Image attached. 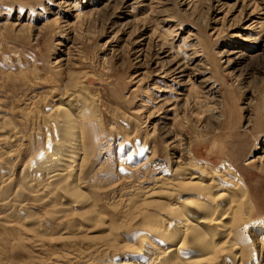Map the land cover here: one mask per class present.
<instances>
[{
  "label": "rangeland",
  "instance_id": "374dc122",
  "mask_svg": "<svg viewBox=\"0 0 264 264\" xmlns=\"http://www.w3.org/2000/svg\"><path fill=\"white\" fill-rule=\"evenodd\" d=\"M61 111L78 133L65 183L40 162ZM201 185L234 225L207 228L200 264H264V0H0V264L203 259L192 239L137 255L167 207L195 223Z\"/></svg>",
  "mask_w": 264,
  "mask_h": 264
},
{
  "label": "bare ground",
  "instance_id": "6f19581e",
  "mask_svg": "<svg viewBox=\"0 0 264 264\" xmlns=\"http://www.w3.org/2000/svg\"><path fill=\"white\" fill-rule=\"evenodd\" d=\"M65 98V97H64ZM71 100V99H70ZM57 107V106H56ZM56 110V109H55ZM60 115H63V119L62 121L58 120L59 119V115H58V118H57V121H55V126L56 128H58V136H62V144L60 145V147L56 149H49L48 151V154L46 153L44 156L41 157L40 159V162L42 164V167L43 168H49L48 170L49 171H46L48 172V176L50 178H53V179H56V180H59L60 178L63 177V174L66 173L64 172L63 169H66V168H70V167H74L76 166L77 162L79 161V159L76 157V158H72V160H70L69 162H66L64 163L63 160H68L66 159L67 156L70 155L71 152H73V148L75 147V141L77 140V130H74L73 129V125H72V122L67 119V114L64 112V111H61L60 112ZM71 115V114H70ZM69 117V116H68ZM77 117V116H76ZM81 133V132H80ZM82 134V133H81ZM76 155V154H74ZM77 155L80 156V154L77 153ZM76 155V156H77ZM84 157V155H83ZM83 160V159H82ZM63 163H62V162ZM78 167V166H77ZM202 167V166H201ZM205 167V166H204ZM223 167V166H222ZM198 169V168H197ZM196 169V170H197ZM224 169V168H223ZM67 170V169H66ZM222 168H218L216 170H211L209 171L211 175H216L218 176V174L222 173L223 171H226L227 172V169H224L222 170ZM229 170V169H228ZM58 171V172H57ZM64 172V173H63ZM68 172V171H67ZM70 172V171H69ZM68 172V173H69ZM199 172V171H198ZM208 174V173H206ZM225 174V172H224ZM235 174V173H234ZM69 175V174H68ZM209 175V174H208ZM207 175V176H208ZM65 176V175H64ZM193 176V175H192ZM216 176V177H217ZM233 177V176H232ZM235 177V176H234ZM219 178V177H218ZM236 178V177H235ZM192 179H198V180H201V177L200 176H193ZM222 179V177H221ZM220 181H224V180H221ZM225 179V178H223ZM65 179H61V181L63 182ZM60 180L58 182H61ZM229 181V180H228ZM182 182V181H181ZM197 182V181H196ZM65 183V182H63ZM187 183V182H185ZM195 183V182H194ZM198 183V182H197ZM196 183V185H197ZM60 184V183H59ZM58 184V185H59ZM70 184V183H69ZM200 184V183H199ZM231 183H228V186H230ZM56 185V187L58 186ZM62 185V183H61ZM164 185V184H163ZM219 185V184H218ZM234 185V184H233ZM45 186V185H44ZM63 187L65 186H68L65 184L62 185ZM209 187V185H207ZM163 187V186H161ZM166 187V186H165ZM170 187V186H169ZM202 185L199 186V196L201 197L200 198V203L197 204V207L195 206V208L193 209V211L191 212L193 215H195V223H191V224H188L187 221L188 220H184V216L187 217V215L189 216L190 213H187L185 215H179V211L178 209L179 208H176L175 206H171V207H167V213L169 215V218L168 220H166V229L168 230V233L167 234H163L164 231L162 232L161 229L159 230L158 229H152L149 230V233H150V236H153L155 238L154 241H157L156 245H153V243L149 246L150 247V250L146 249L144 250V252L141 250H139L137 252V255H141V256H144V257H149L151 256L150 258H153L154 260L157 261V259H162V258H165L164 256L166 255H172L174 253H177L178 251H180L182 248H184L186 245V247H189L190 245V249L189 248H184L182 249V251H184L185 249V252L184 254L188 253L190 255H192L194 253V251L198 252V256L202 257V256H205V258L203 259H200V260H196V261H192V262H186L187 264L188 263H193V264H200V263H208V262H212L213 259V255H215V253L218 251V247L213 243V240L214 239H211L209 237H205L206 236H214V235H211L209 229L207 230L208 227L211 228V226H216L217 230L220 229V231L224 234L227 232H229L231 230V227H233L234 225V222L230 220V214L232 213L231 212V208L229 206H231V203L233 202L232 199H227V201L225 200V197L223 196L224 194L220 193V192H208V191H204L202 189ZM218 187V186H217ZM236 187H239V188H243L242 185H239V186H236ZM56 189H59V188H56ZM65 189V188H64ZM63 189V190H64ZM162 189V188H161ZM166 189V188H165ZM177 189V188H176ZM215 189V188H214ZM189 190V189H188ZM65 191V190H64ZM68 191V190H67ZM161 191V190H160ZM163 191V190H162ZM165 191V190H164ZM171 191V190H170ZM173 191V190H172ZM243 191V190H242ZM66 192V191H65ZM144 192V191H143ZM142 192V193H143ZM244 192V191H243ZM148 193V191H147ZM158 193V192H157ZM161 193V192H160ZM242 193V192H241ZM240 193V194H241ZM161 195V194H160ZM159 196V195H158ZM165 197V196H164ZM198 197V196H197ZM244 197V196H243ZM227 198V197H226ZM218 199H223L227 204H221L219 203L217 200ZM170 200V198H169ZM194 201V200H192ZM192 201H191V204H192ZM76 202V201H75ZM195 202V201H194ZM193 202V204H194ZM223 202V201H222ZM158 203V202H157ZM158 207H162L161 210H164L165 208V203H158ZM186 204V203H185ZM190 204V203H189ZM188 204V205H189ZM196 205V204H195ZM88 206V205H87ZM157 206V205H156ZM178 206V205H177ZM183 208V207H182ZM166 209V208H165ZM186 211V210H185ZM183 212V211H182ZM231 212V213H230ZM205 214V215H204ZM61 216V215H60ZM146 216V215H145ZM179 216H182L181 218H179ZM199 216V217H198ZM157 217V216H156ZM185 217V218H186ZM198 217V218H197ZM148 220H150L149 216H147ZM197 218V219H196ZM156 222V220H155ZM160 222V221H158ZM163 222V225L165 224L164 221L161 220V223ZM190 222V221H189ZM236 222V221H235ZM160 224V223H159ZM165 226V225H164ZM180 227L181 229H183L181 232H184L182 233L183 236L181 233V235L183 236L182 238L183 239H186V240H183L181 239L182 242L178 243V246L176 244H174V242L177 240V239H180L179 236L175 235V230H177L176 228ZM147 227V226H146ZM152 227V226H151ZM161 227V226H160ZM156 228V227H155ZM149 229V228H148ZM163 229V228H162ZM215 229V228H213ZM213 231V230H212ZM215 232V231H214ZM221 233V234H222ZM188 236V237H187ZM228 236V235H227ZM185 237V238H184ZM215 238V237H213ZM218 238V236H217ZM189 239H192L190 241H194L193 245H191V243L189 244V242H187ZM174 241V242H173ZM179 241V240H178ZM217 241V240H216ZM168 242L172 243V245H169L165 248V251L163 252H158L157 251V246H161L162 243L164 244H168ZM219 242V241H218ZM222 242V241H221ZM155 243V242H154ZM187 243V244H186ZM216 243V242H215ZM220 243V242H219ZM224 243V241H223ZM163 244V245H164ZM189 244V245H188ZM226 244V243H225ZM176 245V247H175ZM219 245V244H218ZM221 246V245H220ZM222 250V249H221ZM188 251V252H187ZM148 253V255H147ZM180 253V252H179ZM161 255V257H159ZM181 255V253H180ZM140 256V257H141ZM187 256V255H186ZM195 256V255H194ZM232 256V255H231ZM175 257V256H173ZM191 257V256H190ZM149 258V259H150ZM159 259V260H160ZM183 259V258H182ZM151 260V259H150ZM153 260V261H154ZM162 261V260H160ZM182 261V262H183ZM148 262V261H147ZM213 263V262H212Z\"/></svg>",
  "mask_w": 264,
  "mask_h": 264
}]
</instances>
